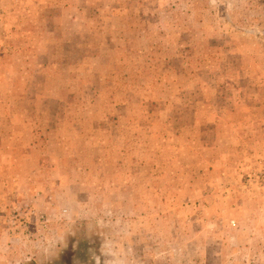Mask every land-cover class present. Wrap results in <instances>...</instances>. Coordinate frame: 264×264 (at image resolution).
Segmentation results:
<instances>
[{
    "label": "rangeland",
    "instance_id": "1",
    "mask_svg": "<svg viewBox=\"0 0 264 264\" xmlns=\"http://www.w3.org/2000/svg\"><path fill=\"white\" fill-rule=\"evenodd\" d=\"M0 264H264V0H0Z\"/></svg>",
    "mask_w": 264,
    "mask_h": 264
}]
</instances>
